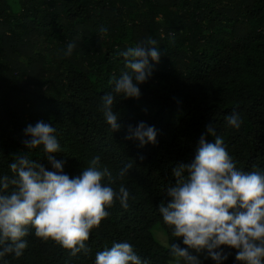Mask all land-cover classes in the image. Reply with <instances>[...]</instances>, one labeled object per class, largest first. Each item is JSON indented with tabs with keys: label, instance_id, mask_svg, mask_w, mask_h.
Returning a JSON list of instances; mask_svg holds the SVG:
<instances>
[{
	"label": "trees",
	"instance_id": "trees-1",
	"mask_svg": "<svg viewBox=\"0 0 264 264\" xmlns=\"http://www.w3.org/2000/svg\"><path fill=\"white\" fill-rule=\"evenodd\" d=\"M0 0V176H13L9 165L29 156L48 170L43 145L28 149L29 125L39 121L56 129L64 172L80 175L93 157L108 167L118 191L129 192V207L119 200L86 241L88 253L70 255L55 241L29 228L27 248L0 258V264H95L99 251L128 242L148 264H171L173 237L159 212L171 199L166 190L179 163H191L202 135L212 124L236 167L264 173V0ZM102 29L104 31H102ZM148 39L161 57L153 74L140 84L142 95L124 98L113 92L114 79L126 71L121 53ZM75 47L70 56L64 52ZM115 96L113 111L123 126L113 131L102 112V97ZM239 113V129L227 117ZM145 122L158 130L157 143L143 147L127 140L128 126ZM143 156V159L140 157ZM133 168L123 178L119 170ZM187 175V173H185ZM160 224L169 246L152 228ZM226 260L243 264L237 249L221 246ZM189 252L191 249H188ZM201 264H217L210 256Z\"/></svg>",
	"mask_w": 264,
	"mask_h": 264
},
{
	"label": "clouds",
	"instance_id": "clouds-1",
	"mask_svg": "<svg viewBox=\"0 0 264 264\" xmlns=\"http://www.w3.org/2000/svg\"><path fill=\"white\" fill-rule=\"evenodd\" d=\"M102 31H104L102 29ZM155 39L128 47L121 55L126 61V71L114 79L113 92L124 98L142 95L140 84L153 74L152 61L159 63L161 53ZM75 47L69 43L64 52L70 56ZM115 96L107 93L102 97V112L112 130L123 127L114 113ZM236 129L243 123L239 113L227 118ZM207 133L215 142L202 135L194 160L179 163L173 169L177 177L174 186L167 187L171 199L161 202L159 212L163 221L172 228L173 237H183L188 248L171 243V254L177 264H201L197 253L207 250V255L220 264L228 257L221 246L237 249L236 260L243 264H264V173L245 172L238 169L227 151L224 140L215 135L212 124ZM24 133L30 139L23 143L28 149L41 145L46 159L54 170H48L29 156H17L9 167L13 176H0V258L14 253L19 257L27 248L23 238L29 228L35 236L45 241L51 239L69 250L72 257L88 253L86 241L94 228L109 216L108 208L119 200L122 207H129L130 192L121 185L116 191L111 183L113 173L108 167H100L101 157L92 158L90 165L80 175L70 177L64 172L65 161L57 160L54 153L60 151L56 129L43 121L29 124ZM158 130L141 121L129 125L127 140H138L140 146L156 144ZM143 159V156L140 157ZM133 168L127 163L118 176L123 178ZM187 173V175H185ZM95 264H148L137 255L128 242L114 243L111 248L99 251Z\"/></svg>",
	"mask_w": 264,
	"mask_h": 264
},
{
	"label": "rangeland",
	"instance_id": "rangeland-1",
	"mask_svg": "<svg viewBox=\"0 0 264 264\" xmlns=\"http://www.w3.org/2000/svg\"><path fill=\"white\" fill-rule=\"evenodd\" d=\"M12 7L15 11H18L20 9V5L18 0H11ZM152 232L155 236V238L161 242L162 244L169 246L168 242V235L166 234L165 230L162 228L160 224H156L152 228ZM191 254L198 256L199 260L202 261L204 258L208 257L207 255V250H204L203 252L197 253L194 249H191L190 251ZM171 264H177V261H173ZM180 264H183L181 261Z\"/></svg>",
	"mask_w": 264,
	"mask_h": 264
}]
</instances>
